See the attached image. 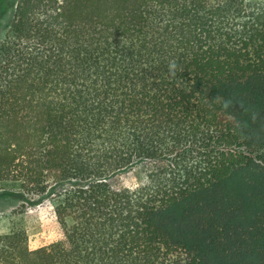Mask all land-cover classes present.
Returning a JSON list of instances; mask_svg holds the SVG:
<instances>
[{
  "label": "trees",
  "instance_id": "obj_1",
  "mask_svg": "<svg viewBox=\"0 0 264 264\" xmlns=\"http://www.w3.org/2000/svg\"><path fill=\"white\" fill-rule=\"evenodd\" d=\"M54 188L60 237L13 213L0 264H264V0H18L0 191Z\"/></svg>",
  "mask_w": 264,
  "mask_h": 264
},
{
  "label": "rangeland",
  "instance_id": "obj_2",
  "mask_svg": "<svg viewBox=\"0 0 264 264\" xmlns=\"http://www.w3.org/2000/svg\"><path fill=\"white\" fill-rule=\"evenodd\" d=\"M17 2L18 0H0V40L7 33ZM125 178L129 185L135 182L130 178V175H126ZM61 190L62 188H54L53 195L50 192L33 198L29 203L23 202L21 196L16 192L0 191V221L6 225L9 223V216L18 213V218L20 216L23 218L31 249L47 246L57 241L61 231L52 200L55 194Z\"/></svg>",
  "mask_w": 264,
  "mask_h": 264
}]
</instances>
